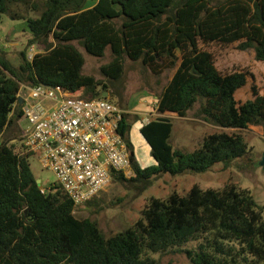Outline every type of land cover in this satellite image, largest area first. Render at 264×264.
Wrapping results in <instances>:
<instances>
[{
  "label": "trees",
  "instance_id": "obj_1",
  "mask_svg": "<svg viewBox=\"0 0 264 264\" xmlns=\"http://www.w3.org/2000/svg\"><path fill=\"white\" fill-rule=\"evenodd\" d=\"M28 1L0 0V22L14 3ZM40 1L39 16L26 20L30 39L18 67L0 55V138L10 132L22 144L23 131L17 127L23 118L18 102L22 85L81 91L84 99L101 97L99 84L82 74L84 59L73 42L94 58H102L108 48L112 60L101 70L112 80L120 78L124 58L139 61L154 76L174 70L157 96L160 117L139 128L154 166H139L129 137L131 123L123 114L119 134L133 176L113 173V182L134 183L141 193L160 175L228 167L250 151L243 130L256 126L264 136V94L252 87V99L239 104L235 94L248 73H220L200 47L239 43V50L252 49L254 59L264 63V0H226L217 7L209 0H98L89 9L87 0ZM32 7L37 10L35 3ZM32 45L43 46L44 52L28 61ZM196 103L198 116L221 131L205 135L190 153L174 150L169 144L172 122L163 115L185 118ZM14 141H0V264H159L153 254L173 248L191 264H264V207L246 189L194 185L185 195L151 198L130 227L106 237L94 221L74 216L73 203L59 184L41 192L30 170L31 155L15 153ZM193 242L196 249H182Z\"/></svg>",
  "mask_w": 264,
  "mask_h": 264
},
{
  "label": "rangeland",
  "instance_id": "obj_2",
  "mask_svg": "<svg viewBox=\"0 0 264 264\" xmlns=\"http://www.w3.org/2000/svg\"><path fill=\"white\" fill-rule=\"evenodd\" d=\"M94 0H87L86 4ZM212 7H217L226 0H209ZM35 3L37 10L32 4ZM42 11L40 0H30L27 4L14 3L1 18L0 22V55L15 68L20 63V52L27 47L30 34L26 28L28 18H36ZM81 53L84 59L82 74L90 76L99 84L98 91L101 97L119 106L124 114L128 115L131 123L129 137L135 151L137 162L141 168L154 166L148 145L139 133L141 124L160 117L156 112L157 96L171 79L174 70H167L159 76H154L139 61L132 62L123 59V71L118 80H112L102 73V67L112 60L107 48L102 58H94L76 43H72ZM239 43L224 45L219 43L200 44L202 50L211 54L216 69L222 74L233 72L248 73L244 87L235 94L236 101L240 104L252 99V87L259 94H264V63L254 59L252 49L239 50ZM38 54L44 52L41 45H36ZM103 87L106 89L103 90ZM80 96L82 92L80 91ZM19 95H24L20 92ZM199 103L187 113L185 118H179L175 114H166L172 122V132L169 144L174 150L190 153L200 147L202 137L221 131V129L209 124H202V118L198 116ZM135 117L139 119L135 121ZM29 126L28 121L22 118L17 122L19 131H24ZM246 143L250 149L248 155L240 160H235L228 167L222 164L214 165L209 171L201 174H183L171 176L164 174L151 180V185L141 193L134 189L133 184H121L111 182L100 193L91 205L74 210L77 219H89L94 221L100 231L110 237L130 227L141 216L144 205L151 198L166 199L170 194L185 195L189 189L196 185L202 190H220L227 185H234L240 189L248 190L255 202L264 207V168L259 161L264 156V137L259 135V127L251 126L243 130ZM15 140L17 154H22L21 140L14 139L10 132H5L0 141L12 143ZM24 154V153H23ZM30 170L38 185L48 189L50 185L57 183L55 175L42 168L36 157L29 159ZM197 243H188L183 250H194ZM153 258L159 264H191L186 255L173 248L164 254H153Z\"/></svg>",
  "mask_w": 264,
  "mask_h": 264
},
{
  "label": "built area",
  "instance_id": "obj_3",
  "mask_svg": "<svg viewBox=\"0 0 264 264\" xmlns=\"http://www.w3.org/2000/svg\"><path fill=\"white\" fill-rule=\"evenodd\" d=\"M37 47L28 48L31 61ZM24 154L36 157L50 170L57 184L70 197L73 210L94 200L112 182L113 173L133 176L129 153L119 134L124 111L108 99H84L80 91L60 87L21 86ZM41 188V187H40ZM45 193L46 189L41 188Z\"/></svg>",
  "mask_w": 264,
  "mask_h": 264
},
{
  "label": "crops",
  "instance_id": "obj_4",
  "mask_svg": "<svg viewBox=\"0 0 264 264\" xmlns=\"http://www.w3.org/2000/svg\"><path fill=\"white\" fill-rule=\"evenodd\" d=\"M98 0H94L92 3H90L89 5L88 4H85V8L86 9H89V8H92L95 4H96V2H97ZM183 119V118H182ZM201 123L202 124H205V125H207V122H205V121H201ZM145 124V123H144ZM220 129V128H219ZM259 135H261L262 136V133L259 131ZM262 137H264V136H262ZM203 138V137H202ZM135 152V151H134Z\"/></svg>",
  "mask_w": 264,
  "mask_h": 264
},
{
  "label": "water",
  "instance_id": "obj_5",
  "mask_svg": "<svg viewBox=\"0 0 264 264\" xmlns=\"http://www.w3.org/2000/svg\"><path fill=\"white\" fill-rule=\"evenodd\" d=\"M104 97H105V96H104ZM18 102H19V104L22 103V99H21L20 97L18 98ZM259 165H260L262 168H264V156H262L261 160L259 161Z\"/></svg>",
  "mask_w": 264,
  "mask_h": 264
}]
</instances>
